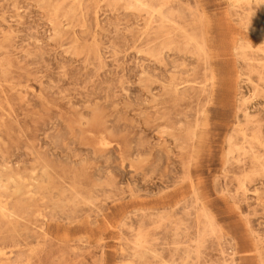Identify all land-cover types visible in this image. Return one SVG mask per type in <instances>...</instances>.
<instances>
[{"label":"rangeland","instance_id":"1","mask_svg":"<svg viewBox=\"0 0 264 264\" xmlns=\"http://www.w3.org/2000/svg\"><path fill=\"white\" fill-rule=\"evenodd\" d=\"M0 264H264V0H0Z\"/></svg>","mask_w":264,"mask_h":264},{"label":"bare ground","instance_id":"2","mask_svg":"<svg viewBox=\"0 0 264 264\" xmlns=\"http://www.w3.org/2000/svg\"><path fill=\"white\" fill-rule=\"evenodd\" d=\"M138 2H139V1H138ZM137 4H138V3H137ZM140 5H142V4H140ZM139 8H140V7H139ZM145 8H147V7L145 6ZM145 8H144V9H145ZM19 190H20V189H19ZM9 193H10V192H9ZM15 193H16V192H15ZM15 195H16V194H15ZM3 216L5 217V215H3ZM5 218H6V217H5Z\"/></svg>","mask_w":264,"mask_h":264}]
</instances>
